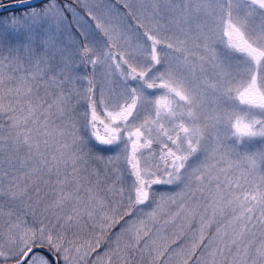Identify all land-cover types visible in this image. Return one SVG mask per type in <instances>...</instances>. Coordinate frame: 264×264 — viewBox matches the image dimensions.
<instances>
[{"label": "snow or ice", "instance_id": "snow-or-ice-1", "mask_svg": "<svg viewBox=\"0 0 264 264\" xmlns=\"http://www.w3.org/2000/svg\"><path fill=\"white\" fill-rule=\"evenodd\" d=\"M10 6L0 264H264V0Z\"/></svg>", "mask_w": 264, "mask_h": 264}, {"label": "flooded vegetation", "instance_id": "flooded-vegetation-1", "mask_svg": "<svg viewBox=\"0 0 264 264\" xmlns=\"http://www.w3.org/2000/svg\"><path fill=\"white\" fill-rule=\"evenodd\" d=\"M7 4H14V0H0V6L7 5ZM18 14H19V12L15 8L6 9V10L0 12V18L10 17L13 15H18Z\"/></svg>", "mask_w": 264, "mask_h": 264}, {"label": "rangeland", "instance_id": "rangeland-1", "mask_svg": "<svg viewBox=\"0 0 264 264\" xmlns=\"http://www.w3.org/2000/svg\"><path fill=\"white\" fill-rule=\"evenodd\" d=\"M109 2L111 3V4H113V6H114V8L116 9V10H119V8H120V4L122 3V0H109ZM80 11V9L79 8H77V12H79ZM82 14V13H81Z\"/></svg>", "mask_w": 264, "mask_h": 264}, {"label": "water", "instance_id": "water-1", "mask_svg": "<svg viewBox=\"0 0 264 264\" xmlns=\"http://www.w3.org/2000/svg\"><path fill=\"white\" fill-rule=\"evenodd\" d=\"M10 5H12V4L0 6V12L4 11L6 9H12L13 7H11Z\"/></svg>", "mask_w": 264, "mask_h": 264}]
</instances>
